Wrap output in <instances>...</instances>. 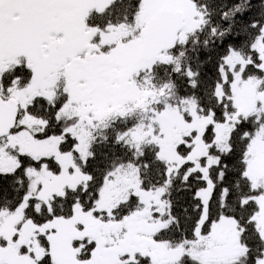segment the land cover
<instances>
[{"label": "snow or ice", "instance_id": "1", "mask_svg": "<svg viewBox=\"0 0 264 264\" xmlns=\"http://www.w3.org/2000/svg\"><path fill=\"white\" fill-rule=\"evenodd\" d=\"M0 264H264V0H0Z\"/></svg>", "mask_w": 264, "mask_h": 264}]
</instances>
